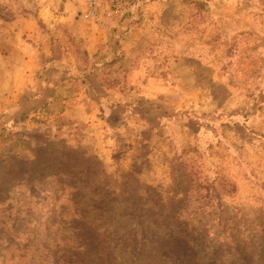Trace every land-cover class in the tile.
I'll list each match as a JSON object with an SVG mask.
<instances>
[{
    "label": "rangeland",
    "instance_id": "374dc122",
    "mask_svg": "<svg viewBox=\"0 0 264 264\" xmlns=\"http://www.w3.org/2000/svg\"><path fill=\"white\" fill-rule=\"evenodd\" d=\"M90 2L0 0V70L22 48L49 62L67 17L129 18L197 97L131 154L1 127L0 264H264V0Z\"/></svg>",
    "mask_w": 264,
    "mask_h": 264
},
{
    "label": "crops",
    "instance_id": "0c3cea01",
    "mask_svg": "<svg viewBox=\"0 0 264 264\" xmlns=\"http://www.w3.org/2000/svg\"><path fill=\"white\" fill-rule=\"evenodd\" d=\"M66 21L68 41L49 62L33 64L36 54L22 48L12 66L1 68L0 128L20 132L35 145L81 129L82 137L109 138L120 153L150 150L170 116L197 97L177 82L174 69L183 65V56H172L166 67L162 52L160 61L148 57L145 34L133 19Z\"/></svg>",
    "mask_w": 264,
    "mask_h": 264
},
{
    "label": "built area",
    "instance_id": "2783aa9c",
    "mask_svg": "<svg viewBox=\"0 0 264 264\" xmlns=\"http://www.w3.org/2000/svg\"><path fill=\"white\" fill-rule=\"evenodd\" d=\"M98 0H91L90 2V8L88 13L85 15V18H91L94 16L98 11Z\"/></svg>",
    "mask_w": 264,
    "mask_h": 264
}]
</instances>
